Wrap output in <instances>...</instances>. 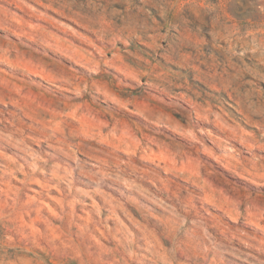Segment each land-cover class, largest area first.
I'll list each match as a JSON object with an SVG mask.
<instances>
[{
  "label": "rangeland",
  "instance_id": "374dc122",
  "mask_svg": "<svg viewBox=\"0 0 264 264\" xmlns=\"http://www.w3.org/2000/svg\"><path fill=\"white\" fill-rule=\"evenodd\" d=\"M262 23L0 0V264H264Z\"/></svg>",
  "mask_w": 264,
  "mask_h": 264
},
{
  "label": "clouds",
  "instance_id": "9594fccd",
  "mask_svg": "<svg viewBox=\"0 0 264 264\" xmlns=\"http://www.w3.org/2000/svg\"><path fill=\"white\" fill-rule=\"evenodd\" d=\"M249 3L252 8V14L255 15L258 11L260 14V18L264 21V0H249ZM261 38L264 39V23L261 24ZM250 38L254 41L256 36L254 34H249Z\"/></svg>",
  "mask_w": 264,
  "mask_h": 264
}]
</instances>
